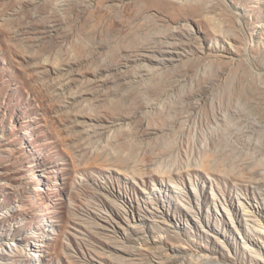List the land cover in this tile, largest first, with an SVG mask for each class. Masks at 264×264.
<instances>
[{
	"label": "rangeland",
	"instance_id": "1",
	"mask_svg": "<svg viewBox=\"0 0 264 264\" xmlns=\"http://www.w3.org/2000/svg\"><path fill=\"white\" fill-rule=\"evenodd\" d=\"M260 126L264 0H0V264H264Z\"/></svg>",
	"mask_w": 264,
	"mask_h": 264
},
{
	"label": "bare ground",
	"instance_id": "2",
	"mask_svg": "<svg viewBox=\"0 0 264 264\" xmlns=\"http://www.w3.org/2000/svg\"><path fill=\"white\" fill-rule=\"evenodd\" d=\"M215 25H216V23H214ZM217 26H219V25H217ZM216 26V27H217ZM221 27V26H220ZM217 28H219V27H217ZM216 30V29H215ZM221 30V29H220ZM260 128H264L263 126H260ZM261 129V130H262ZM197 166L199 167V168H202V169H207V163L203 160V161H201V162H199V164H197ZM168 177H170V175H168ZM174 183H176V182H174ZM262 187H264V185L263 184H261V185H259L258 187H257V189L259 190V193H260V195L261 196H264V193L262 192ZM243 199V198H242ZM247 199V198H246ZM264 201V200H263ZM245 203V202H244ZM241 206V205H240ZM245 210V209H244ZM253 210V209H252ZM246 211H248L249 212V209L248 210H245V212ZM259 211V210H258ZM253 212V211H252ZM260 212V211H259ZM249 213H251V212H249ZM250 215V214H249ZM248 215V216H249ZM252 216V215H251ZM257 217L258 216H255V218L254 219H256V220H258L257 219ZM256 222V221H255ZM257 225V224H256ZM258 227L256 226V228H258V229H260L261 231H263V227L262 226H260V224L258 223ZM255 228V227H254ZM249 240V239H248ZM251 242H252V239H251ZM246 248L247 249H249L250 250V252L252 253V254H254V255H256V256H258V257H260L261 259H263V262H264V256H262V255H259L258 254V252L257 251H255L254 250V248H253V246L252 245H250L249 244V242L248 243H246ZM246 252V251H245ZM251 257H253V256H251ZM176 259V258H175ZM177 260V259H176ZM253 260H254V258H253ZM174 261V260H173ZM259 263V262H258ZM169 264H173V262L172 261H170L169 262ZM178 264H179V262H178ZM197 264H225V263H223V262H213V261H209V260H205V259H202L201 258V260L200 261H198L197 262Z\"/></svg>",
	"mask_w": 264,
	"mask_h": 264
}]
</instances>
